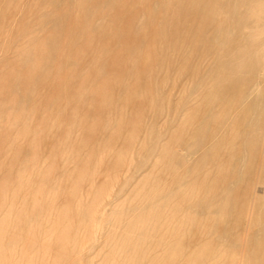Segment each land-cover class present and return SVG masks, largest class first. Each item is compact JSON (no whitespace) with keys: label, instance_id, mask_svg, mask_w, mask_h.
<instances>
[{"label":"rangeland","instance_id":"rangeland-1","mask_svg":"<svg viewBox=\"0 0 264 264\" xmlns=\"http://www.w3.org/2000/svg\"><path fill=\"white\" fill-rule=\"evenodd\" d=\"M263 3L0 0V264H264Z\"/></svg>","mask_w":264,"mask_h":264},{"label":"bare ground","instance_id":"bare-ground-1","mask_svg":"<svg viewBox=\"0 0 264 264\" xmlns=\"http://www.w3.org/2000/svg\"><path fill=\"white\" fill-rule=\"evenodd\" d=\"M175 1H176V0H175ZM193 1H194V0H193ZM197 1H198V0H197ZM221 1L223 2V0H221ZM169 2H171V1H169ZM187 2H188V1H187ZM208 2H209V1H208ZM215 2H218V1H215ZM228 2H229V1H228ZM181 3H182V2H181ZM188 3H189V2H188ZM198 3H199V2H198ZM210 3H212V2H210ZM213 3H214V2H213ZM175 4H176V3H175ZM185 4H187V3H185ZM189 4H191V3H189ZM196 4H197V3H196ZM203 4H204V3H203ZM206 4H207V3H206ZM218 4H219V2H218ZM210 5H211V4H210ZM227 5H228V3H227ZM168 6H169V5H168ZM190 6H191V5H190ZM206 6H207V5H206ZM224 6L226 7L225 4H224ZM245 6H246V5H245ZM257 6H259V5H257ZM263 6H264V3H263ZM86 7H87V6H86ZM195 7H196V6H195ZM197 8H198V7H197ZM204 8H206V7H204ZM209 8H210V7H209ZM217 8H218V7H217ZM223 8H224V7H223ZM258 8H259V10H262L260 6H259ZM263 8H264V7H263ZM173 9H174V8H172V10H173ZM193 9H194V8H193ZM218 9H219V8H218ZM84 10H85V9H84ZM89 10H90V9H89ZM172 10H170V11H172ZM216 10H217V9H216ZM220 10H221V9H220ZM220 10H218V12H220ZM255 10H256V9H255ZM257 10H258V9H257ZM257 10H256V11H257ZM90 11H91V10H90ZM96 11H97V10H96ZM194 11H196V10H194ZM216 12H217V11H216ZM170 13H171V12H170ZM193 13H194V12H193ZM195 13H196V12H195ZM220 13H221V12H220ZM240 13H241V12H240ZM174 14H175V13H174ZM210 14H211V13H210ZM225 14H226V13H225ZM215 15H217V14H215ZM171 16H172V15H171ZM206 16H209V14L206 13ZM234 16H235V15H234ZM172 17H173V16H172ZM174 17H175V15H174ZM185 17H186V16H185ZM192 17L195 18L196 16H195V17L192 16ZM192 17H191V18H192ZM204 17H205V15H204ZM216 17H217V16H216ZM183 18H184V17H183ZM191 18H190V19H191ZM209 18H210V17H209ZM199 19H200V18H199ZM223 19H224V18H223ZM259 19H260V18H259ZM180 20H181V19H180ZM187 20H188V19H187ZM194 20H195V19H191V20H190V22H191V26H193V25H192V22H193ZM217 20H218V19H217ZM166 21H168V19H167ZM188 21H189V20H188ZM188 21H187V23H188ZM195 21H196V20H195ZM215 21H216V20H215ZM218 21H219V20H218ZM225 21H226V20H225ZM196 22H197V21H196ZM198 22H199V21H198ZM207 22H208V21H207ZM166 23H167V22H166ZM169 23H171V17H170V22H169ZM179 23H180V22H179ZM182 23H183V22H182ZM184 23H186V22H184ZM199 23H200V22H199ZM210 23H211V22H210ZM215 23H216V22H215ZM223 23H224V22H223ZM227 23H228V22H227ZM189 24H190V23H189ZM200 24H203V23H200ZM206 24H208V23H206ZM262 24H263V23H262ZM184 25H185V24H184ZM194 25H195V24H194ZM209 25H210V24H209ZM215 25H216V24H215ZM201 26H202V25H201ZM169 27H170V25H169ZM204 27H205V24H204ZM210 27H211V26H210ZM186 28H187V27H186ZM188 28H189V27H188ZM202 28H203V27H202ZM202 28H201V29H202ZM168 29H169V28H168ZM195 29H196V27H195ZM189 30H190V29H189ZM214 30H215V28H214ZM163 31H164V30H163ZM182 31H183V30H182ZM190 31H191V30H190ZM195 31H196V30H195ZM203 31H205V30H203ZM234 31H235V30H234ZM169 32H170V31H169ZM174 32H175V31H174ZM186 32H187V31H186ZM197 32H198V31H197ZM197 32H195L196 35H197ZM206 32H207V31H206ZM82 33H83V32H82ZM129 33H130V32H129ZM182 33H183V32H182ZM199 33H200V32H199ZM233 33H234V32H233ZM83 34H84V33H83ZM158 34H159V33H158ZM185 34H186V33H185ZM79 35H80V34H79ZM155 35H156V33H155ZM175 35H177V33H176ZM203 35H204V34H203ZM203 35H202V36H203ZM215 35H216V34H215ZM225 35H226V34H225ZM170 36H171V35H170ZM172 36H173V35H172ZM194 36H195V35H194ZM202 36H201V38H202ZM209 36H210V35H209ZM211 36H213V35H211ZM211 36H210V37H211ZM229 36H230V35H229ZM262 36H263V35H262ZM56 37H57V36H56ZM157 37H159V35H157ZM161 37H162V36H161ZM177 37H178V36H177ZM210 37H209V38H210ZM214 37H216V36H214ZM232 37H233V36H232ZM59 38H60V37H59ZM207 38H208V37H207ZM174 39H175V38H174ZM179 39H180V38H179ZM210 39H213V38H210ZM242 39H243V38H242ZM170 40H172V39L170 38ZM208 40H209V39H208ZM215 40H216V39H215ZM161 41H162V40H161ZM205 41H206V39H205ZM205 41H204V42H205ZM209 41H210V40H209ZM237 41H238V40H237ZM175 42H176V41H175ZM200 42H201V41H200ZM209 43H210V42H209ZM214 43H215V42H214ZM227 43H228V42H227ZM243 43H244V42H243ZM247 44H248V43H247ZM201 45H202V44H201ZM209 46L212 47V44H211V45L209 44ZM235 46H236V45H235ZM225 47H226V46H225ZM195 48H196V47H195ZM213 48H214V47H213ZM228 48H229V46H228ZM211 49H212V48H211ZM218 49H219V47H218ZM207 50H208V48H207ZM190 51H191V50H190ZM229 51H230V50H229ZM200 52H201V51H200ZM211 52H212V51H211ZM213 52H214V51H213ZM227 52H228V51H227ZM227 52H226V53H227ZM232 52H233V50H232ZM255 52H256V51H255ZM205 53H206V52H205ZM237 53H239V52H237ZM141 55H142V54H141ZM237 55H239V54H237ZM205 56H206V55H205ZM254 56H255V55H254ZM225 57H227V56H225ZM239 64H240V63H239ZM52 65H53V64H52ZM243 66H244V65H243ZM50 67H51V66H50ZM52 72H53V71H52ZM259 73H260V72H259ZM210 79H211V78H210ZM255 80H256V79H255ZM232 82H233V81H232ZM248 82H249V81H248ZM249 84H250V83H249ZM212 85H213V84H212ZM206 86H207V85H206ZM206 86H205V87H206ZM218 86H219V85H218ZM234 86H236V85H234ZM238 86H239V85H238ZM243 86L245 87V85H241L242 88H243ZM247 86H249V85H247ZM257 86H258V85H257ZM209 87H210V89L213 88V87L210 86V85H209ZM211 87H212V88H211ZM214 87H215V86H214ZM236 87H237V86H236ZM220 88H221V86H220ZM224 88H226L225 85H224ZM227 88H228V87H227ZM233 88H234V87H232L231 89H233ZM207 89H208V88H207ZM213 89H214V88H213ZM229 89H230V88H229ZM243 89L245 90V88H243ZM30 90H31V89H30ZM219 90H220V89H218L217 91H219ZM244 90H243V91H244ZM247 90H248V89H247ZM251 90H252V89H251ZM215 91H216V90H215ZM215 91H214V93H215ZM224 91H225V90H224ZM235 91H236V90H235V88H234V92H235ZM203 92H204V91H203ZM209 92H210V90H209ZM211 92H212V91H211ZM226 92H228V91H226ZM234 92H233V93H234ZM214 93H213V94H214ZM219 93H220V92H219ZM219 93H218V94H219ZM222 93H223V92L221 91L220 96H221ZM229 93H230V92H229ZM233 93H232V94H233ZM235 93H236V92H235ZM246 93H247V92H246ZM204 94H206V93H204ZM208 94H209V93H208ZM211 94H212V93H211ZM213 94H212V96H213ZM223 94H224V93H223ZM227 95H228V93H227ZM230 95H231V93H230ZM237 95H238V94H237ZM237 95H236V99H237ZM243 95H244V94H243ZM204 96H205V95H204ZM208 96H210V95H208ZM208 96H207V97L205 96L204 98H205V99H206V98L208 99ZM214 96H215V95H214ZM216 96H217V95H216ZM220 96H219V98H220ZM231 96H232V95H231ZM234 96H235V95H234ZM221 97H222V96H221ZM238 97H240V96H238ZM209 98H210V97H209ZM214 98H215V97H214ZM223 98H224V97H223ZM234 98H235V97H234ZM215 99H216V98H215ZM215 99H214V100H215ZM239 99H241V98H239ZM244 99H245V98H244ZM246 99H247V97H246ZM212 100H213V99H212ZM214 100H213V101H214ZM225 100H226V99H225ZM225 100H224V101L221 100V101H223V102L226 103ZM230 100H232V99H230ZM230 100H228V101H230ZM255 100H256V99H255ZM203 101H204V99H203ZM233 101H234V100H232V102H233ZM238 101H239V100H238ZM246 101H247V100H246ZM206 102H207V101H206ZM248 102H249V100H248ZM250 102H251V101H250ZM253 102H254V101H253ZM203 103H205V102H202V104H203ZM215 103H216V101H215ZM219 103H220V101L218 102V105H219ZM230 103H231V102H230ZM238 103H239V102H238ZM242 103H243V101H242ZM254 103H255V102H254ZM256 103H258V101H256ZM202 104H201V105H202ZM206 104H207V103H206ZM212 104H213V102H211V104H209V106H210V105L212 106ZM233 104H234V102H233ZM233 104H232V105H233ZM244 104H245V103H244ZM252 104H253V103H252ZM203 105H204V104H203ZM221 105H222V104H221ZM225 105H226V104H225ZM236 105H237V104H236ZM204 106H205V105H204ZM204 106H202V108H203ZM216 106H217V105H216ZM234 106H235V105H234ZM250 106H251V105H250ZM252 106H253V105H252ZM200 107H201V106H200ZM205 107H206V106H205ZM205 107H204V108H205ZM226 107H227V106H226ZM258 107H259V105H258ZM202 108H201V109H202ZM206 108H208V106H207ZM206 108H205V109H206ZM219 108H220V106H219ZM219 108L217 107V110H218ZM223 108L225 109V107H223ZM223 108H222V109H223ZM233 108H234V107H233ZM256 108H257V107H256ZM205 109H204V110H205ZM220 109H221V108H220ZM224 109H223V111H224ZM207 110H208V109H207ZM212 110H213V109H212ZM217 110H215V111H217ZM225 110H226V109H225ZM234 110H235V109H234ZM237 110H238V109H237ZM241 110H242V109H241ZM245 110H246V109H245ZM249 110H250V109H249ZM196 111H198V110H196ZM201 111H203V110H201ZM201 111H200V112H201ZM205 111H206V110H205ZM228 111H230V109H229ZM243 111H244V109H243ZM243 111H242V112H243ZM254 111H255V110H254ZM198 112H199V111H198ZM206 112H207V111H206ZM244 112H245V111H244ZM190 113H191V112H190ZM190 113H188L187 116L189 115V117H191V116H190ZM207 113H208V112H207ZM207 113H206V114H207ZM211 113H212V112H211ZM222 113H223V112H222ZM228 113H230V112H228ZM195 114H197V113H195ZM199 114H200V113H199ZM201 114H202V113H201ZM203 114H204V112H203ZM206 114H205V115H206ZM226 114H227V113H226ZM234 114H235V113H234ZM260 114H261V113H260ZM217 115H218V114H217ZM223 115H224V114H223ZM235 115H236V114H235ZM245 115H246V114H245ZM249 115H251V114H249ZM213 116H215V115H213ZM225 116H226V115H225ZM251 116H252V115H251ZM209 117H210V116H209ZM217 117H218V116H217ZM199 118H200V115H199ZM203 118H205V116H204ZM206 118H207V117H206ZM210 118H211V117H210ZM210 118H208V119H210ZM215 118H216V117H215ZM213 119H214V118H213ZM213 119H212V121H213ZM225 119H226V118H225ZM225 119H223V120L220 119V121H221V120L224 121ZM242 119H243V117H242ZM246 119H247V118H246ZM250 119H251V118H250ZM192 120H193V119H192ZM200 120H202V119H200ZM203 120H205V119H203ZM203 120H202V121H203ZM210 120H211V119H210ZM239 120H240V122H241V117H240ZM193 121H194V120H193ZM207 121H208V120H207ZM217 121H218V120H217ZM233 121H234V120H233ZM256 121H257V120H256ZM186 122H188V121H186ZM196 122H197V120H196ZM251 122H252V121H251ZM188 123H190V122H188ZM204 123H205V122H204ZM204 123H202L201 125H203ZM214 123H215V122H214ZM216 123H217V122H216ZM221 123H222V122H221ZM184 124H185V123H184ZM184 124H183V126H184ZM191 124H192V123H191ZM193 124H194V122H193ZM207 124H208V123H207ZM219 124H220V123H219ZM185 125H186V127H188L187 124H185ZM189 125H190V124H189ZM198 125H199V130H201L202 128L200 129V126H201V125H200V122H199ZM196 126H197V124L195 125V128H196ZM209 126H210V125H209ZM193 127H194V126H193ZM201 127H202V126H201ZM205 127H206V126H205ZM231 127H232V126H231ZM236 127H237V126H236ZM241 127H242V125H241ZM245 127H246V126H245ZM181 128H182V127H181ZM189 128H191V127H189ZM203 128H204V127H203ZM206 128H207V127H206ZM218 128H219V127H218ZM234 128H235V127H234ZM191 129H192V128H191ZM191 129H190V130H191ZM196 129H197V128H196ZM208 129H209V128H208ZM242 129H244V128H242ZM179 130L181 131V129H179ZM179 130H178V131H179ZM202 130H203V129H202ZM205 130H206V129H205ZM205 130H204V131H205ZM182 131H183V130H182ZM182 131H181V132H182ZM209 131H210V129H209ZM217 131H218V130H217ZM183 132H184V131H183ZM183 132H182V134L184 135ZM187 132H188V131H187ZM195 132H198V133H199L198 130H196ZM202 132H203V131H202ZM202 132H201V133H202ZM222 132H223V131H222ZM227 132H228V131H227ZM229 132H230V131H229ZM229 132H228V133H229ZM242 132H245V131H242ZM174 133L177 134L178 132H177V133L174 132ZM179 133H180V132H179ZM203 133H204V132H203ZM203 133H202V134H203ZM208 133H209V132H208ZM153 134H154V133H153ZM182 134L180 133V136H179V137H181ZM185 134L187 135L188 133H185ZM189 134H190V131H189ZM199 134H200V133H199ZM213 134L215 135V133H213ZM220 134H221V132H220ZM173 135H174V134H173ZM203 135H204V134H203ZM206 135H207V133H206ZM208 135H209V134H208ZM211 135H212V133H211ZM226 135H227V134H226ZM184 136H185V135H184ZM188 136H189V135H188ZM191 136H195V135L193 134V135H191ZM191 136H189V137H191ZM199 136H200V135H199ZM222 136L224 137V134H222ZM222 136H221V137H222ZM169 137H170V136H169ZM185 137H186V136H185ZM185 137H184V138H185ZM189 137H187V138L189 139ZM197 137H198V136H197ZM197 137H195V138H197ZM206 137H207V136H206ZM208 137H209V136H208ZM36 138H37V137H36ZM172 138L174 139L175 136H174V137L172 136ZM181 138H182V137H181ZM181 138H180L179 141H178L179 143H180V140H181V142H182V141H185L184 138H183L184 140L181 139ZM187 138H186V139H187ZM199 138H200V137H199ZM173 139H170V141H171V140L173 141ZM176 139H177V137L174 139V140H175V141H174L175 143H176ZM190 139H192V138H190ZM225 139H226V138H225ZM204 140L207 142L206 139H204ZM233 140H234V139H233ZM172 141H171V143H170V142H169V143L173 146L174 142H173V144H172ZM190 141H192V140H190ZM202 141H203V139L201 140V142H202ZM222 141H223V140H222ZM236 141H237V140H235V142H236ZM240 141H242V140H240ZM193 142H195V141H193ZM193 142H192V143H193ZM197 142H198V138H197ZM201 142H200V143H201ZM206 142H205V143H206ZM227 142H228V141H227ZM244 142H245V141H244ZM179 143H178V144H179ZM231 143H232V142H231ZM233 143H234V142H233ZM238 143H239V142H238ZM238 143H237V144H238ZM240 143H241V142H240ZM249 143H250V142H249ZM170 144H169V145H170ZM176 144H177V143H176ZM176 144H174V146H175ZM182 144H184V142H182ZM196 144H197V143H196ZM169 145H168V146H169ZM186 145H187V144H186ZM229 145H230V144H229ZM235 145H236V144H234V146H235ZM249 145L251 146V148H254V147H252V144H251V143L248 144V146H249ZM254 145H255V144H254ZM254 145H253V146H254ZM143 146H144V145H143ZM176 146H177V145H176ZM221 146H223V145H220V147H221ZM225 146H226V143H225ZM237 146H241V145L239 144V145H237ZM237 146H235V148H236ZM250 146H249V147H250ZM216 147H217V146H216ZM230 147H231V146H230ZM231 148H232V147H231ZM145 149H146V146H145ZM169 149H170V148H169ZM232 149H233V148H232ZM166 150H167V149H166ZM173 150H174V149H173ZM186 150H187V149H186ZM212 150H213V149H212ZM216 150H217V149L214 150L215 154H216V152H218V150H219V146H218V150H217V151H216ZM251 151H252V150H251ZM143 152H144V151H143ZM164 152H165V151H164ZM168 152H169V151H168ZM177 152H178V151H177ZM232 152H233V151H232ZM212 153H213V152H212ZM231 154H232V153H231ZM167 157H168V156H167ZM235 157H236V156H235ZM235 157H234V158H235ZM171 161H172V160H171ZM211 161H212V160H211ZM166 165H168V164H166ZM232 165H233V164H232ZM162 166H164V165H162ZM225 166H226V165H225ZM227 166H228V165H227ZM168 167H169V165H168L167 168H166V173H164V174H166L167 176H168V174H167V169H168ZM170 167H171V165H170ZM112 168H113V167H112ZM156 168H157V167H156ZM158 170H159V169H158ZM169 171H171V169H169ZM159 172H160V170H159ZM168 173H169V172H168ZM84 174H85V173H84ZM169 174H170V173H169ZM172 174H173V173H172ZM247 174H248V173H247ZM160 176H161V175H160ZM160 176H159V177H160ZM172 176H173V175H172ZM161 177H162V176H161ZM175 178H176V177H175ZM184 178H185V177H184ZM166 180H167V179H166ZM218 180H219V179H218ZM181 182H182V181H181ZM182 184H183V183H182ZM213 184H214V183H213ZM175 185H176V184H175ZM169 186H170V185H169ZM183 186H184V185H183ZM210 186H211V185H210ZM213 187H214V186H213ZM157 188H158V187H157ZM160 188H161V187H160ZM173 188H174V187H173ZM180 188H181V186H180ZM210 188H211V187H210ZM166 189H167V188H166ZM175 189H176V188H175ZM178 189H179V187H178ZM181 189H182L181 191H183V192L186 190V188H184V187L181 188ZM183 189H185V190H183ZM213 189H214V188H213ZM216 189H217V188H216ZM167 190H168V189H167ZM176 190H177V189H176ZM179 190H180V189H179ZM173 191H174V190H173ZM181 191H178V192H181ZM192 191H193V190H192ZM151 192H153V191H151ZM183 192H182V194H183ZM211 192H212V191H211ZM166 193H167V192H166ZM152 194H153V193H152ZM154 194H156V193L154 192ZM169 194H170V193H169ZM182 194H181V195H182ZM163 195H164V194H163ZM167 195H168V194H167ZM173 195H174V194H173ZM212 195H214V194H212ZM214 196H215V195H214ZM182 197H183V196H182ZM190 197H191V196H190ZM215 197H216V196H215ZM183 200H184V199H183ZM192 200H193V199H192ZM200 200H201V199H200ZM186 201H187V200H186ZM195 201H196V199H195ZM175 202H176V201H175ZM187 203H188V202H187ZM193 203H194V202H193ZM210 203H211V202H210ZM224 203H225V202H224ZM183 204H184V203H183ZM183 204H182V205H183ZM196 204H197V203H196ZM212 204L214 205V202H213ZM227 204H228V203H226V205H227ZM233 204H234V203H233ZM155 205H156V204H155ZM193 205H194V204H193ZM193 205H192V206H193ZM213 205H209L210 208H211V206H213ZM234 205H235V204H234ZM163 206H164V205H163ZM179 206H180V205H179ZM185 206H187V205H185ZM192 206H191V207H192ZM154 207H155V206H154ZM213 207H214V206H213ZM227 207H228V206H227ZM188 208H190V206H188ZM225 208H226V206H224V209H223V210H225ZM148 209H149V208H148ZM155 210H156V209H155ZM225 211H226V210H225ZM225 211H224V212H225ZM16 212L18 213V211H16ZM226 212H227V211H226ZM226 212H225V215H226ZM145 213H146V212H145ZM21 214H22V213H21ZM152 215H153V213H152ZM215 215H216V214H215ZM22 216H23V214H22ZM24 216H25V215H24ZM154 216H155V215H154ZM223 216H224V215H223ZM15 217H16V216H15ZM19 217H20V216H19ZM19 217H18V218H19ZM145 217H146V216H145ZM152 217H153V216H152ZM18 218H17V221H18ZM23 219H24V218H23ZM23 219H22V220H23ZM49 219H50V218H49ZM147 219H148V218H147ZM222 219H223V218H222ZM224 219H226V218L224 217ZM230 219H231V218H230ZM141 220H142V219H141ZM158 220H159V219H158ZM160 220H161V219H160ZM184 220H185V219H184ZM176 221H177V220H176ZM193 221H194V220H193ZM155 222H156V221H155ZM161 222H163V220H162ZM184 222H186V220H185ZM8 223H9V222H8ZM195 223H197V222H195ZM163 224H165V223H163ZM179 224H180V223H179ZM171 225H172V224H171ZM177 225H178V224H177ZM24 226L26 227V225H24ZM24 226H23V227H24ZM55 226H56V225H55ZM132 226H133V225H132ZM161 226H162V225H160V227H161ZM182 226H183V225H182ZM189 226H190V225H189ZM191 226H192V225H191ZM191 226H190V227H191ZM194 226H195V225H194ZM168 227H170V226H168ZM170 228H171V227H170ZM175 228H176V227H175ZM179 228H181V227H179ZM32 229H33V228H32ZM51 229H52V228H51ZM142 229H143V228H142ZM163 229H165V228L163 227ZM173 229H174V228L172 227L171 230H173ZM227 229H229V228L227 227ZM145 230H146V228H145ZM171 230H170V232H171ZM177 230H178V229H174V231H177ZM32 231H33V230H32ZM141 231H142V230H141ZM23 232H24V231H23ZM142 232H143V231H142ZM227 232H228V231H227ZM147 233H148V232H147ZM174 233H175V232H174ZM177 233H179V232H177ZM137 234H138V233H137ZM148 234H149V233H148ZM30 235H31V234H30ZM155 235H157V234H155ZM150 236H151V235H150ZM150 236H149V237H150ZM152 236H153V234H152ZM177 236H179V234H178ZM29 237H31V236H29ZM145 237H146V236H145ZM172 237H173V236H172ZM180 237H181V236H180ZM6 238H7V237H6ZM59 238H60V237H59ZM61 238H62V236H61ZM146 238H147V237H146ZM146 238H145V239H146ZM153 238L155 239V237H153ZM158 238H160V237H158ZM175 238H177V237L175 236ZM9 239H10V238H9ZM31 239H32V238H31ZM151 239H152V238H151ZM171 239H173V238H171ZM179 239H180V238H179ZM28 240H29V238H28ZM33 240H34V239H33ZM50 240H51V238H50ZM50 240H48V242H49ZM130 240H131V239H130ZM142 240H144V239H142ZM142 240H141V241H142ZM19 241H20V240H19ZM46 241H47V240H46ZM62 241H63V240H62ZM131 241H132V240H131ZM134 241H135V240H134ZM148 241H149V240H148ZM155 241H156V240H155ZM157 241H159V240H157ZM163 241H164V240H163ZM175 241H176V240H175ZM177 241H179V240L177 239ZM22 242H23V241H22ZM44 242H45V241H44ZM150 242H151V241H150ZM179 242H180V241H179ZM24 243H25V242H23V244H24ZM27 243H29V242H27ZM128 243H129V242H128ZM131 243H133V242H131ZM168 243H169V242H168ZM171 243H172V242H171ZM18 244H19V243H18ZM46 244H47V243H46ZM133 244H134V243H133ZM157 244H158V243H157ZM254 244H255V243H254ZM25 245H26V244H25ZM50 245H51V244H50ZM147 245H148V244H147ZM147 245H145V247H146ZM20 246H21V245H20ZM43 246H45V245H43ZM139 246H140V245H139ZM163 246H164V245H162V247H163ZM169 246H170V245H169ZM182 246H183V245H182ZM263 246H264V245H263ZM30 247H31V246H30ZM41 247H42V246H41ZM45 247H46V246H45ZM50 247H51V246H50ZM124 247H125V246H124ZM147 247H148V246H147ZM20 248H21V247H20ZM126 248H127V247H126ZM134 248H135V246H134ZM136 248H137V247H136ZM170 248H171V247H170ZM177 248H179V247H177ZM22 250H23V249H22ZM129 250H130L129 252L131 253V248H130ZM137 250H138V249H137ZM173 250H174V249H173ZM178 250H179V249H178ZM178 250H177V251H178ZM47 251H48V250H47ZM175 251H176V250H175ZM25 252H26V251H25ZM125 252H126V251H125ZM129 252H128V253H129ZM132 252H134V249L132 250ZM151 252H152V251H151ZM17 253H18V252H17ZM38 253H39V251H38ZM20 254H21V253H19V255H20ZM25 254H26V253H25ZM33 254H34V253H33ZM42 254H43V251H42ZM45 254H46V253H45ZM123 254H124V251H123ZM143 254H144V253H143ZM143 254H142V255H143ZM14 255H15V253H14ZM22 255H23V253H22ZM135 255H136V254H135ZM139 255H140V254H139ZM139 255H138V256H139ZM146 255H147V254H146ZM146 255H145V256H146ZM12 256H13V255H12ZM40 256H41V253H40ZM46 256H47V255H46ZM151 256H153V252H152ZM8 257H9V256H8ZM8 257H7L6 259H8ZM34 257H36V255H35ZM26 258H27V257H26ZM48 258H49V257H48ZM137 258H138V257H137ZM141 258H142V256H141ZM161 258H162V257H161ZM38 259H39V258H38ZM42 259H43V257L40 259V261H41ZM31 260H32V259H31ZM45 260H46V259H45ZM113 260H114V259H113ZM156 260H159V259H156ZM156 260H155V261H156ZM162 260H163V259H162ZM3 261H4V259H3ZM13 261H14V260H13ZM40 261H39V262H40ZM109 261H110V260H109ZM111 261H112V260H111ZM123 261H124V260H123ZM169 261H171V260H169ZM41 262H42V261H41ZM116 262H117V261H116ZM116 262H114V263H116ZM145 262H146V261H145ZM159 262H160V261H159ZM159 262H157V264H158ZM164 262H165V261H164ZM4 263H5V262H4ZM22 263H23V262H22ZM43 263H44V261H43ZM168 263H169V262H168ZM257 263H258V262H257ZM33 264H34V262H33ZM116 264H117V263H116Z\"/></svg>","mask_w":264,"mask_h":264}]
</instances>
